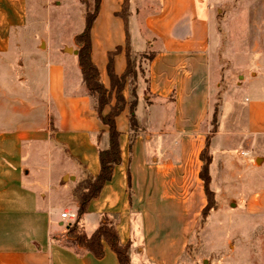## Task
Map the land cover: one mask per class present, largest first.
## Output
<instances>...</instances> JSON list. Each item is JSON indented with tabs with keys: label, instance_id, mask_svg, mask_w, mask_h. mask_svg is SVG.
Here are the masks:
<instances>
[{
	"label": "crops",
	"instance_id": "crops-1",
	"mask_svg": "<svg viewBox=\"0 0 264 264\" xmlns=\"http://www.w3.org/2000/svg\"><path fill=\"white\" fill-rule=\"evenodd\" d=\"M227 1H129L131 51L153 56L136 78L140 131L130 147L126 107L115 119L121 161L90 200L79 227L89 236L109 216L120 242L130 244L131 264H179L186 252L206 205L200 152L222 79L217 130L209 142L211 190L227 178L228 162L238 163L228 149L232 137L244 143L239 155L245 167L264 161L251 159L264 151V0H256L255 17L247 6V15L232 22V43L222 61L216 11ZM122 3L99 0L90 31V57L107 89L108 53L122 47L113 56L114 72L119 76L126 66ZM27 7V0H0V264H118L104 240L101 258L68 241L73 221L61 213L77 209L80 183L98 174V151L108 147V133L77 54L60 53L48 36L13 32L12 26L24 25ZM41 40L48 48H39ZM25 50L46 58L24 64ZM122 93L129 101L128 82Z\"/></svg>",
	"mask_w": 264,
	"mask_h": 264
},
{
	"label": "rangeland",
	"instance_id": "rangeland-1",
	"mask_svg": "<svg viewBox=\"0 0 264 264\" xmlns=\"http://www.w3.org/2000/svg\"><path fill=\"white\" fill-rule=\"evenodd\" d=\"M27 6L24 25L12 26L13 32L24 33L25 38L33 34L36 38L48 36L57 51L70 56L73 52L65 48L78 49L74 36L84 26L83 12L93 11L94 0H27ZM247 6L248 15L255 17L256 0H228L217 7L220 8L216 9L218 59L227 60L225 50L232 43V31L234 32L232 22L247 15ZM22 43L28 45L30 41ZM46 45L47 42L41 40L39 48H48ZM40 49L36 51H41ZM36 51L25 50L26 57H22L24 64L28 60H45L46 57ZM132 56L138 72H142L149 55ZM223 66L226 71L230 70L228 65ZM236 75H232L233 84L237 82ZM220 82L222 87L215 96L218 102L222 98L226 81L222 79ZM238 94L239 97H245L246 89H240ZM220 140L221 137L218 136L215 149L220 148ZM230 141L228 149L238 163L230 160L226 166L229 169L227 178L222 183L213 185L217 193L216 195L214 192L213 208L196 226L179 264H264V204L260 205L254 196L258 193L261 199L264 198V161L260 164L258 160L256 166L245 167L239 155L240 151L246 149L244 143L240 142L239 137H232ZM258 151L251 152V159L255 156L264 158V151ZM78 192L79 190L76 191L77 194ZM74 200H78L77 195Z\"/></svg>",
	"mask_w": 264,
	"mask_h": 264
},
{
	"label": "trees",
	"instance_id": "trees-1",
	"mask_svg": "<svg viewBox=\"0 0 264 264\" xmlns=\"http://www.w3.org/2000/svg\"><path fill=\"white\" fill-rule=\"evenodd\" d=\"M129 1L130 0H123L122 9L118 13V15H120L124 20L126 30V40L124 45L126 66L124 71L119 76L114 72L113 56L118 53L122 47L118 46L114 51L108 53L106 69L110 80L109 89L105 88L100 81L98 69L90 57V31L99 8V0H94L93 11L89 12L87 10L85 12L84 28L74 37V41L78 46L77 58L81 69L82 80L88 90V94L95 100L94 108L97 112L99 120L107 128L108 147L98 151L100 163V170L98 174L95 177L86 178L78 187V206L76 209L77 217L69 225L67 236L69 238L68 241L83 247L96 258H101L104 254L102 246V240H104L110 249L115 253L118 264H131L129 256L130 244H123L120 242L114 221L107 215L102 216L97 229L88 236L79 227V219L87 211L90 200L96 198L104 183L110 180L114 166L119 164L121 161L119 143L120 133L116 128L115 119L126 107L128 108L129 113L128 124L130 130L132 131V135L130 136V147L135 135L138 131H140V127L136 122L134 113L136 106L135 90L138 70L135 66V62L133 61V53L130 48L129 35L127 32ZM148 55L149 57L147 60L150 61L153 56L152 54ZM126 82L130 85L131 98L129 101H126L122 93ZM112 98L114 99V102L111 104ZM218 106L219 102L217 101L214 104L211 117L212 127L210 132L206 135L204 147L200 152L202 165L199 171V177L203 181L206 205L201 211L198 223L207 217L209 210L212 209L214 205V191L210 188L209 165L212 161V157L209 154V142L211 136L217 130ZM107 107L108 110L106 111ZM77 229H80V232H77Z\"/></svg>",
	"mask_w": 264,
	"mask_h": 264
},
{
	"label": "built area",
	"instance_id": "built-area-1",
	"mask_svg": "<svg viewBox=\"0 0 264 264\" xmlns=\"http://www.w3.org/2000/svg\"><path fill=\"white\" fill-rule=\"evenodd\" d=\"M61 217L67 221H74L77 217L76 210H66L61 213Z\"/></svg>",
	"mask_w": 264,
	"mask_h": 264
},
{
	"label": "water",
	"instance_id": "water-1",
	"mask_svg": "<svg viewBox=\"0 0 264 264\" xmlns=\"http://www.w3.org/2000/svg\"><path fill=\"white\" fill-rule=\"evenodd\" d=\"M65 50L71 51V52H73V54H77L78 53V50H72V48H70V47H66ZM71 179H74V178L71 177Z\"/></svg>",
	"mask_w": 264,
	"mask_h": 264
}]
</instances>
